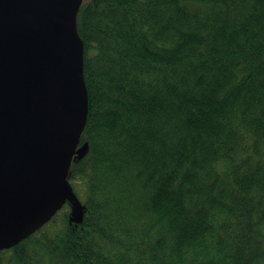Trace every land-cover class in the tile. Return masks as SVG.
Listing matches in <instances>:
<instances>
[{"label": "trees", "instance_id": "obj_1", "mask_svg": "<svg viewBox=\"0 0 264 264\" xmlns=\"http://www.w3.org/2000/svg\"><path fill=\"white\" fill-rule=\"evenodd\" d=\"M77 30L84 218L0 264H264V0H83Z\"/></svg>", "mask_w": 264, "mask_h": 264}, {"label": "water", "instance_id": "obj_2", "mask_svg": "<svg viewBox=\"0 0 264 264\" xmlns=\"http://www.w3.org/2000/svg\"><path fill=\"white\" fill-rule=\"evenodd\" d=\"M83 0H0V250L46 224L67 202L85 206L68 181L88 113Z\"/></svg>", "mask_w": 264, "mask_h": 264}, {"label": "rangeland", "instance_id": "obj_3", "mask_svg": "<svg viewBox=\"0 0 264 264\" xmlns=\"http://www.w3.org/2000/svg\"><path fill=\"white\" fill-rule=\"evenodd\" d=\"M58 225H59V226L62 225V223H61V221H60V218H58Z\"/></svg>", "mask_w": 264, "mask_h": 264}]
</instances>
